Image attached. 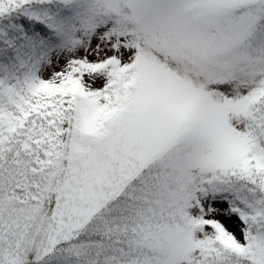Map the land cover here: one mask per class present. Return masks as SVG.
Returning <instances> with one entry per match:
<instances>
[{
    "label": "snow or ice",
    "instance_id": "obj_1",
    "mask_svg": "<svg viewBox=\"0 0 264 264\" xmlns=\"http://www.w3.org/2000/svg\"><path fill=\"white\" fill-rule=\"evenodd\" d=\"M0 264H264V0H0Z\"/></svg>",
    "mask_w": 264,
    "mask_h": 264
},
{
    "label": "rangeland",
    "instance_id": "obj_2",
    "mask_svg": "<svg viewBox=\"0 0 264 264\" xmlns=\"http://www.w3.org/2000/svg\"><path fill=\"white\" fill-rule=\"evenodd\" d=\"M228 226L231 228V227H232V224H231V223H229V224H228Z\"/></svg>",
    "mask_w": 264,
    "mask_h": 264
}]
</instances>
